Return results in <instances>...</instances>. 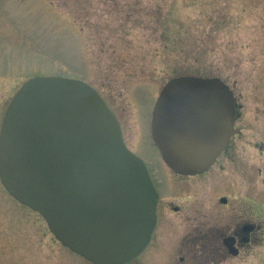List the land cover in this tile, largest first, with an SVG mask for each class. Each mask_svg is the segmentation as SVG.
<instances>
[{
    "label": "rangeland",
    "instance_id": "obj_1",
    "mask_svg": "<svg viewBox=\"0 0 264 264\" xmlns=\"http://www.w3.org/2000/svg\"><path fill=\"white\" fill-rule=\"evenodd\" d=\"M49 75L81 78L99 91L129 149L148 164L161 206L184 205L195 184L205 182L208 209L223 192L253 197L261 208L255 221L264 225V0H0V122L24 81ZM176 75L218 77L235 98L226 151L194 177H175L148 146L152 105ZM162 209L170 227L157 237L153 255L156 264H179V254L162 251L175 236L182 242L183 209ZM13 217L15 264H88L48 230L44 244L42 217L0 183V223ZM259 235L251 252L222 264H264V232ZM7 248H0V261L11 260Z\"/></svg>",
    "mask_w": 264,
    "mask_h": 264
},
{
    "label": "water",
    "instance_id": "obj_2",
    "mask_svg": "<svg viewBox=\"0 0 264 264\" xmlns=\"http://www.w3.org/2000/svg\"><path fill=\"white\" fill-rule=\"evenodd\" d=\"M235 119V98L220 78L176 76L154 102L150 137L166 167L194 176L225 148ZM0 183L93 264L132 260L155 224L157 191L146 165L81 78L34 76L19 86L0 123Z\"/></svg>",
    "mask_w": 264,
    "mask_h": 264
},
{
    "label": "flooded vegetation",
    "instance_id": "obj_3",
    "mask_svg": "<svg viewBox=\"0 0 264 264\" xmlns=\"http://www.w3.org/2000/svg\"><path fill=\"white\" fill-rule=\"evenodd\" d=\"M123 141L125 143L124 138ZM228 142L218 157L226 151ZM125 145L127 146L126 143ZM148 146H150V150L155 149L154 146V148L151 147V145ZM127 148L129 149V146H127ZM131 151L136 154L135 151ZM218 157L216 159H218ZM146 167L158 193L155 205V224L146 246L135 258L124 264H156L157 260L153 254H155L156 248H159L157 245L159 244L157 237L165 232L162 229L166 227V225L170 227L169 223L165 224L161 220V218H163L162 206L173 214H178L183 209V218L186 222V226L182 242L180 241V237L175 236V239H172L168 243L167 249L162 251L168 256L171 252H173V254H179L176 257L179 264H222L225 260L235 258L241 253L251 252L256 241L259 239V234L264 232L263 223H261V221H255V216L260 215L259 212L258 215L256 212L261 210V208L258 209V206L260 207V205L257 202V199L253 197L226 198V194L223 192L216 197L217 202L214 203L213 207L208 209L206 197L202 196V192L207 189V184L201 182L195 184V186L197 185L195 187V190L197 191L191 190L192 195L190 194V196L187 197L184 205H178L171 200H166L161 206L160 202L162 199L159 186H157L147 163ZM171 173L175 177H194L182 176L172 171ZM203 173L199 175H202ZM0 228L2 233L5 234H0V240L2 241L0 248L4 250L8 247L6 253H8V259L11 258V260L8 261H0V264H15L14 253L16 249V239L13 234L16 230V221L14 217L13 219L9 218L6 222L2 221L0 223ZM47 230L48 228L46 225V228L43 227L44 244H46L48 238ZM11 237L12 240L10 241ZM52 237L56 242H59L53 235ZM60 245L62 244L60 243ZM166 262L168 263L169 260ZM87 263L93 264L89 261Z\"/></svg>",
    "mask_w": 264,
    "mask_h": 264
},
{
    "label": "trees",
    "instance_id": "obj_4",
    "mask_svg": "<svg viewBox=\"0 0 264 264\" xmlns=\"http://www.w3.org/2000/svg\"><path fill=\"white\" fill-rule=\"evenodd\" d=\"M176 76H178V75H176ZM180 76V75H179Z\"/></svg>",
    "mask_w": 264,
    "mask_h": 264
}]
</instances>
